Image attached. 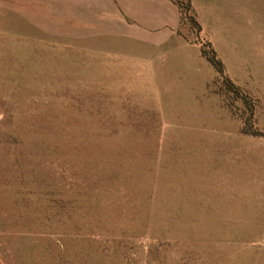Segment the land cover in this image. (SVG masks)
Instances as JSON below:
<instances>
[{
    "label": "rangeland",
    "instance_id": "1",
    "mask_svg": "<svg viewBox=\"0 0 264 264\" xmlns=\"http://www.w3.org/2000/svg\"><path fill=\"white\" fill-rule=\"evenodd\" d=\"M12 1L0 264H264V0Z\"/></svg>",
    "mask_w": 264,
    "mask_h": 264
},
{
    "label": "crops",
    "instance_id": "2",
    "mask_svg": "<svg viewBox=\"0 0 264 264\" xmlns=\"http://www.w3.org/2000/svg\"><path fill=\"white\" fill-rule=\"evenodd\" d=\"M37 1H42V2H44V3H56V1L57 0H13L12 1V3L13 4H26V5H31V4H34V3H36ZM61 2L62 1H65V0H60ZM122 3L124 4L123 5V9H124V12L126 13V15H131L133 18H136L135 17V10H133L130 6H129V4H127V0H126V3L125 2H123L122 1ZM60 4H62V3H60Z\"/></svg>",
    "mask_w": 264,
    "mask_h": 264
},
{
    "label": "trees",
    "instance_id": "3",
    "mask_svg": "<svg viewBox=\"0 0 264 264\" xmlns=\"http://www.w3.org/2000/svg\"><path fill=\"white\" fill-rule=\"evenodd\" d=\"M188 5V2L186 4V6ZM206 59L215 67V68H219L220 62L218 60H216L214 58L213 55L211 56H206Z\"/></svg>",
    "mask_w": 264,
    "mask_h": 264
}]
</instances>
